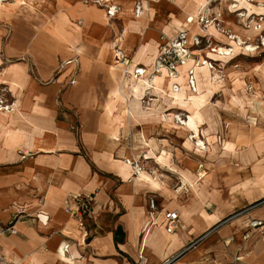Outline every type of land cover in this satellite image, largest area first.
I'll use <instances>...</instances> for the list:
<instances>
[{"label":"rangeland","instance_id":"rangeland-1","mask_svg":"<svg viewBox=\"0 0 264 264\" xmlns=\"http://www.w3.org/2000/svg\"><path fill=\"white\" fill-rule=\"evenodd\" d=\"M192 1L156 0L158 9L151 12L148 9L151 0H137L135 7H140L142 14L131 28L119 15L122 8L115 0H109L107 4L116 10L113 17L107 14V7L84 0L2 2L5 9L0 19V75L4 74V70L15 66L25 72L31 84V93L38 90L45 94L46 108L43 115L37 118L43 119L38 122L49 131H46L48 139H45L44 133L31 127L22 128L11 119L6 120V128L0 132V212L14 206L16 198L19 197L35 198V202L40 204L42 201L38 199L43 200L44 195H38L31 189L34 186L31 176L40 175L39 184L47 193L48 190L54 193L49 195L56 197L65 193L63 209L67 215V225L70 227L76 228V223L74 217L67 212L68 208L73 206L69 197L78 201L79 213L83 218L91 216L94 221L106 219L117 225L120 217L126 213V218L130 217L131 208L125 197L115 195V188L121 182L115 176L110 160L113 158L125 162L129 150L136 146L137 151L133 153L136 162L148 171L155 166L153 158L158 149L156 146L155 152L146 149L147 153L139 154L145 151L141 149V144L135 141L139 136L137 130L126 127L119 111L109 114L104 109V99L113 87L109 79V68L115 58L107 44L118 46L119 39H122L126 32L133 38L127 42L128 50L129 45H134L140 50L144 45L154 42L151 47L158 52V63L175 77L179 74L178 69L189 61L195 63L198 68L204 67L201 65L202 61L212 64L220 74L217 76V84H211L204 90L205 107L208 108L216 101L225 103L219 91L223 86L219 80L227 86L229 93H234L244 86L248 77L254 73V68L264 63V0H233L232 5L237 8H225L221 17L217 16V12L222 10L221 2L215 0L210 7L212 12L206 18L194 16L193 22V17L186 19V33L170 32L167 27L171 21L170 13L173 12L175 17L179 18L182 10L187 12V9L191 8ZM18 2L20 3L17 4ZM27 5L33 10H28ZM241 14L243 17L239 16ZM57 22L61 26L64 39H56L50 32V29L54 31ZM211 24L221 35L219 39L202 32ZM73 31L76 40L66 43ZM230 37L240 39L255 51L252 54L238 50L235 53L237 56L227 64L209 61L207 57L210 47L225 49L238 42V39H226ZM172 41H184L183 49L167 47ZM73 48L79 49L80 53L77 54ZM123 55L118 60L122 66L129 67L134 53L124 52ZM220 77L222 79H219ZM259 84L264 90V82ZM247 89L252 92V87ZM85 96L92 99L85 101ZM0 100L11 104L14 96L4 90L0 92ZM158 108L159 106L156 107ZM173 113L180 115L183 122L188 121L184 112ZM207 114L210 115L206 119L207 122L196 125L204 130L201 132V140L204 143L202 147L188 145L182 135H176L178 141L173 145L170 161L178 176L164 170L174 183L155 193L156 204L161 205L164 210L177 206H195L199 201L202 203L206 173L217 179L226 174L235 179L239 176L243 182L248 181L251 178L248 167H239L230 158L239 148L244 147L246 150L248 147L252 149L253 146L259 152V158L264 155V141L258 140L264 134V122L256 118H247L244 121L237 119L229 109L207 110ZM204 120L202 118L201 121ZM206 128L208 132H205ZM237 129L244 132L242 141H238V137H241L234 133ZM209 130L213 133H209ZM152 138L149 139L152 147L162 139ZM121 153L123 155H120ZM136 162L134 164V161H131V165L135 167ZM106 180L112 182L110 187L105 185ZM212 183L211 188L214 191H221L220 181ZM100 193L103 198H96ZM230 196L236 195L232 193ZM3 200L9 202L8 207L1 203ZM69 202L71 203L68 204ZM253 204L234 213L230 218L246 215ZM133 206L143 207V204L131 205L132 208ZM117 209L119 213L114 216ZM2 217L0 215V223H4ZM143 219L145 221L140 223V238L149 229L146 217ZM217 230L215 227L193 238L182 252L180 251L181 256L187 255L194 246L206 243ZM82 235L79 242L84 244L85 238ZM122 240L123 234H118V241ZM121 256L125 254L117 249L110 257L115 259L117 264H122Z\"/></svg>","mask_w":264,"mask_h":264},{"label":"bare ground","instance_id":"bare-ground-1","mask_svg":"<svg viewBox=\"0 0 264 264\" xmlns=\"http://www.w3.org/2000/svg\"><path fill=\"white\" fill-rule=\"evenodd\" d=\"M3 1L5 0H0V19L5 9L2 4ZM115 1L118 2L122 8L119 15L124 18L130 28L134 27L135 22L140 19L142 14L140 11L141 8L137 10L133 0ZM214 1L215 0H193L190 5L191 8H188L187 12L182 10L179 18H176L174 13L171 12V21L167 25L169 31L180 34L186 33V19L193 17L191 21L193 22L194 18L197 16L206 18V16L210 15L212 12L210 7ZM232 1L233 0H219L222 10L217 12L218 17L222 16V12L225 8H237L236 5H232ZM236 1L237 0H234V2ZM19 3L20 2L17 4ZM26 8L30 11L33 10L30 5H27ZM148 9L151 12H155L158 9L156 0H151ZM239 16L243 17L242 14ZM58 23L59 22H57V26L54 27V31L50 29V32L53 33L52 36H56V39L58 37L64 39L65 36L61 33L62 29ZM47 31H49V29H47ZM202 32L205 34L207 33L215 39L221 37L213 24L208 26L207 29L204 28ZM74 34V31L69 34L66 43L76 40ZM130 37L131 36L126 32L124 37L119 39L118 46L112 43L107 44V48L114 53L115 58L113 64L109 68V79L113 87L104 99V109L109 114L114 111H119L120 117H123L125 120L126 127L128 129L137 130L139 136L135 141L141 144L142 150L145 151L148 149L155 152V147L157 146L158 151L153 158L155 166H152L148 171H145L132 155L134 151H137L136 146H133L131 150H129V156L125 162L112 160L111 165L116 176L124 185L128 184L132 192H134L135 186L138 185V183H145L155 191H159L162 185L172 186L174 181L164 170L178 176V172L172 167L170 161L173 145H176V141H178L176 135H182V139L188 145L197 148L202 147L204 143L199 133L194 130V123H196V125L200 124V115H206L207 110L229 109L234 114L236 113L241 119L247 120L248 116H251L259 119L260 122H264V90L259 84L260 82H264V63L256 66L254 68V73L249 76L247 82L243 84L245 87H240L234 93H229L227 86L222 84V80H219L220 84L223 85L219 91L225 103L216 101L214 104H211V109L205 107V97H203V93L211 84L214 86L217 84V76L220 73L213 68L212 64L202 61L201 65L204 67L198 68L195 63L189 61L188 64H184L178 69L179 74L175 77L170 75L168 71L158 63L160 62L157 57L158 52L151 47L154 45V42L149 43L150 45H144L140 50L138 48L136 49L134 45H129L130 47L128 50L126 48L128 47L127 42L133 40V38ZM226 39L236 40L238 38L230 37ZM262 41L264 45V40ZM178 43V41L169 42L167 47L172 49H183L182 44H185V42ZM240 46L243 47L239 48ZM209 49L207 57L209 61L223 62L225 64L229 63L237 56L235 53H237L238 50H243L248 53L252 52V54L255 51L250 45L242 43L240 39H238L237 43H232L229 48L222 49L212 46ZM72 50L77 54L80 53L79 49L73 48ZM124 52L125 54H129L130 52L131 54L134 53L132 64L129 67L122 66L118 60L124 56ZM219 79H222V77ZM30 85L25 72L15 66H11L9 69L4 70V74L0 75V92L2 93L4 90H7L14 96V100L11 104H5L0 100V132L6 128V120L11 119L14 124L17 123L22 128L26 127L30 129L31 127L36 131L44 133L45 139H48L46 131L49 130L38 122L43 119L40 120L37 118V116L43 115L45 111V94L38 90H34V93H31ZM248 87H252V94L247 89ZM157 106H159L158 109H156ZM173 111L185 112L189 114L190 117H188L187 122H183L180 118L181 116L173 113ZM115 122H118V120H115ZM38 123L40 125H38ZM150 136L162 139L158 140L152 147L148 141ZM258 140L264 141V134L261 135ZM131 161H134V164L136 162L135 167L132 166L133 164ZM255 167L256 170H259V180L262 184L258 193L255 195V197H259L264 195V155L256 160ZM40 177V175L31 176V179L34 180L33 189L39 193L44 191L43 186L39 184ZM201 201L202 203H206L204 197L201 198ZM141 214L143 213L141 212ZM251 223L252 222L249 224ZM259 225L261 224H256V226ZM153 227L154 226L150 227L143 234V240L141 242L139 241L142 254L147 249L150 239L156 236V233L152 232ZM159 234L161 233L159 232ZM164 238L169 244H182V241L178 240L177 235H164ZM58 258L63 264H74L63 254H58ZM241 260L242 258H240L239 261L241 262Z\"/></svg>","mask_w":264,"mask_h":264},{"label":"crops","instance_id":"crops-1","mask_svg":"<svg viewBox=\"0 0 264 264\" xmlns=\"http://www.w3.org/2000/svg\"><path fill=\"white\" fill-rule=\"evenodd\" d=\"M91 99L92 97L89 96L84 97L85 101ZM232 115L244 121L236 113ZM105 117L110 116L105 115ZM185 117L188 119L190 116L185 113ZM207 117L210 115H200L201 120L202 118L205 119L200 124L207 122ZM248 118L255 119L251 116ZM194 124V130L201 137V132L204 130L197 127L196 123ZM205 132H208V128L205 129ZM209 133L212 134L213 132L209 130ZM234 133L237 137H241H238L237 140L242 141L244 132L237 129ZM252 133L254 134V130ZM151 137H153L152 139H159L154 136H150L149 139ZM251 144L253 145V143ZM145 153L139 154L144 155ZM259 156L257 149L252 146V149L248 147L246 150L241 147L230 157L237 166L248 167L250 170L251 178L246 182H243L239 176L235 179L231 175L222 174L220 179H217V177L206 173L204 179L206 203L204 204L199 201L198 205L195 206H177L165 210L161 205H158L161 213L176 212L178 214L177 224L171 235H177L182 244H169L166 241L164 235L167 234L161 227L159 218L158 224L152 229L156 236L150 239L147 249L143 253V264L164 263L181 254L180 251L182 252L193 238L215 227L218 230L206 243L194 246L187 255L183 254L184 256L171 264H229L235 257L242 258L240 264H264V207L249 211L246 215L230 218L239 210L264 198V195L255 197L262 186L259 180V170H256L255 167ZM134 157L136 158V156ZM112 160H110V165ZM213 181H220L221 191H214L211 188ZM120 182L121 184L115 188V195L116 197H125L131 209L130 217L126 218L128 215L126 213L125 216L120 217L117 225H113L111 221L106 219L94 221L91 216L81 217L78 201L76 202L74 197H69L68 199L72 198L73 206L68 208L67 212L70 213L71 217H74L76 223V228L70 227L67 225V215L63 209L64 192L54 197L49 195L54 194L50 190L48 193L45 189L41 193L35 191L38 195H44L43 200L38 199L43 204H41L42 202L36 203L35 198L31 199L30 197L16 198L14 206L7 205L9 202L3 200L1 203L9 207L0 212V215L3 216L2 219H4V223H0V226L11 224L15 231L13 235L0 237V252L7 264H63L59 260L58 254H63L74 264H117L116 260L110 257L116 253L117 249L125 254L120 259L122 264H136L138 262L137 253L141 248L139 241L143 240L139 237L141 235L140 223L145 221L143 219L145 217L146 221L149 222V216L146 212V199L152 196L156 200L157 192H161L163 187L169 186L162 185L159 191H155L145 183H138L132 192L128 184L124 185L121 180ZM105 185L110 187L112 182L106 180ZM62 188L66 189L65 187ZM232 193L236 196H230ZM98 196L96 198H103L100 197L101 193ZM134 204H143V207L133 206L134 208H132L131 205ZM118 213L119 209L115 211L114 216ZM12 219L13 223H11ZM130 219L132 222H129ZM254 221L260 222L261 225L252 228L249 223ZM81 234L85 238L84 244L79 242ZM118 234H123L121 242L118 241ZM102 256H106V258L103 259Z\"/></svg>","mask_w":264,"mask_h":264},{"label":"built area","instance_id":"built-area-1","mask_svg":"<svg viewBox=\"0 0 264 264\" xmlns=\"http://www.w3.org/2000/svg\"><path fill=\"white\" fill-rule=\"evenodd\" d=\"M174 1V0H172ZM84 2H91L94 4H97L98 6H105L108 9V15L110 17H113L114 14L116 13L115 8L111 7V6H107L108 4V0H84ZM138 5H140V3H138ZM140 8V7H138ZM137 8V10H138ZM179 49V48H178ZM177 50V49H175ZM264 207V198L257 201L256 203H254L251 208H249L247 211L253 210V209H259ZM246 211V212H247ZM146 212L149 216V222H148V227H152L158 224V219L160 218L161 220V227H163L165 233L167 235H171L176 227L177 224V220H178V214L176 212H166V213H161L159 211V207L156 204V201L154 199V197L149 196L146 199ZM256 224H261L258 221H254L251 223V227L252 228H256ZM15 234L14 228L13 226L7 225V226H0V237H6L8 235H13ZM138 262L136 264H143L144 263V256L142 254V249L140 248L138 250ZM182 254H178L174 257H172L171 259H168L167 261H165L162 264H171L173 263L175 260H177L178 258H180ZM240 258L235 257L229 264H240ZM0 264H7L6 260L4 259L3 255L0 252Z\"/></svg>","mask_w":264,"mask_h":264}]
</instances>
